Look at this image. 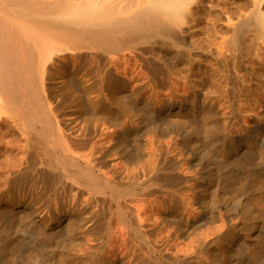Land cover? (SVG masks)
<instances>
[{
    "label": "bare ground",
    "instance_id": "1",
    "mask_svg": "<svg viewBox=\"0 0 264 264\" xmlns=\"http://www.w3.org/2000/svg\"><path fill=\"white\" fill-rule=\"evenodd\" d=\"M213 2L0 0V169L8 174L0 194V264H147L131 259L132 238L146 241L167 226L159 242L170 258L149 246L148 263L185 264L200 245L198 236L178 241L216 223L218 209L223 220L216 228L228 227L223 223L229 225L225 214L232 207L247 214L252 234L230 229L219 235L225 244L218 249L205 242L202 248L218 264L260 257L264 162L257 168L249 162L264 142V119L251 120L244 135L226 141L210 125L215 96L199 101L193 92L212 82L208 65L242 64L249 51L247 30L263 33L264 16L257 6L211 14ZM217 23L227 34L215 55L210 32ZM142 72L155 89H168L162 106L135 83ZM230 76L224 92L233 102ZM176 90L183 96H174ZM59 91L75 104L68 119L52 106ZM134 114L138 127L125 122ZM147 127L152 136L145 140ZM176 142L185 159L177 161L179 171L150 173L147 145L158 156ZM17 175L23 178L15 180ZM184 181L188 199L184 203L175 189L178 204L167 207L161 194L172 182ZM28 185L38 187L39 195ZM204 203L216 207L205 212ZM98 204L109 215L100 228L92 216Z\"/></svg>",
    "mask_w": 264,
    "mask_h": 264
},
{
    "label": "rangeland",
    "instance_id": "2",
    "mask_svg": "<svg viewBox=\"0 0 264 264\" xmlns=\"http://www.w3.org/2000/svg\"><path fill=\"white\" fill-rule=\"evenodd\" d=\"M213 1H214L213 2L214 4L212 3L211 8L209 9V12L211 14L217 13L218 15L221 16L222 14L234 15V14L239 13V12H245L246 13L252 8V6H257L258 9L260 10V12L262 13V15L264 16V0H213ZM216 26H217L216 31L210 32L211 38H212V40H211L212 44H211L210 48H211L212 52L215 53V55H218L220 44L223 42V38H224V36H226L227 33H225L226 30H225L224 26L222 27L221 24L217 23ZM200 36H201V38H203L204 35H200ZM262 37H264V31H263V33H260L257 35L253 28H249L247 30V35H246V44L249 46V49H248L249 51H247L248 53H247V55H245V57L242 61V64L240 66H235L233 61L231 60L233 63L232 64L231 61L229 60L230 63L228 62V64L224 63L221 65H216V64L210 65V66L208 65L209 71H210L211 76H212V82L207 81L208 83H205L206 85L203 87L202 90L199 87L194 89V92H193L195 94L194 96L198 95L196 98H198L199 101H202V99L204 97L206 99L207 96H210L212 98H213V96H215V98H213V100H214L213 101V103H214L213 108H212V111H210V113H211L210 116L212 119L210 121V125L215 127V131H213V133L215 132L214 135H216L219 138L225 139L226 141L237 140V138H239V136L245 134L246 129L248 130V128H250L252 121L256 122L258 120L264 119L262 117V115L260 116L261 100L264 99V38H262ZM159 58H160V56H159ZM160 59H162V58H160ZM204 62L206 63V62H208V60L206 59V60H204ZM214 72H215V74H214ZM228 75H231L235 81L234 92L236 91L235 94H236L237 98H235V100L233 102H231V101L229 102V99L226 98L225 92H224L226 89L225 77H227ZM135 83H138L142 86L143 93L145 94L144 97H146V96L151 97L152 99L155 100V102H156L155 106L156 107L162 106L164 104V100L169 99L168 98V95H169L168 89L167 88H161V89L156 88L155 89L154 86L152 85V82H150V79L148 77H146V74L143 72H142V75H140V78H138L135 81ZM54 91L56 92V89ZM59 92H61V94ZM59 92H57V94H55L56 97L54 95H52V99L54 98L55 102H56V104H54L55 102L53 99L52 104H54V105H52V106H57L56 108L58 110L62 111V113L66 114L65 117H66V119H68L69 114H70L69 112H71L70 106H73L75 104L72 103V101L67 96L66 92H62V91H59ZM65 94H66V97L64 96ZM173 94L176 97H182L184 94V91L183 90H176ZM245 94H249L250 98L246 97ZM95 95L96 94H94L93 96H95ZM139 120H140V117H138V116H136V114H134L130 118H126L125 122L127 121L126 123L129 126L138 127V125H139L138 123H141ZM97 122L95 121L94 123L97 124ZM94 123H92V124H94ZM142 129H143V132H145L144 139L148 140L152 136L150 127L142 128ZM169 136L173 137L172 134ZM167 139H169V138H167ZM262 139L264 141V138H262ZM174 140H177V139H174ZM176 145H177V142L175 143L174 147L172 146L173 150H171L170 152H167V149L163 148L166 151H163V153L158 155V156L155 153V148L147 145V151L145 153L148 154L149 152H152V154H148V156L146 155V160L144 161V163L148 167L150 173L155 174L158 171H164L167 173H169L170 171L172 172L173 170L179 171L180 167L177 165V161L185 160V159L182 157V154L179 153L178 147H176ZM263 149H264V142H263V144H260L257 147L256 152L252 153L251 163L249 162L250 168H254V167L257 168L259 166V163L264 162V157H263L264 156V150ZM255 153H256V155H255ZM4 156H5V154H4ZM4 156L1 155V157H3V159H4ZM1 157H0V166H2V164H5L2 162L3 159ZM249 161H250V159H249ZM180 170L182 172V169H180ZM5 173H7L5 169H0V175L3 174L0 176L1 177L0 180L1 181L3 180V182L0 183V194H2V195L4 194V191L3 192H1V191L6 190V188H7V186L5 185L4 179L5 180L7 179L6 176L8 174L6 175ZM4 175H6V176L4 177ZM22 176L17 175L16 176L17 178L15 177L16 179L15 178L14 179L15 180H17L19 178L21 179V178H23ZM24 178L25 179L27 178L26 180L28 182L31 181L30 173L24 174ZM259 180L261 182V185H264V183H263L264 179L259 177ZM176 185L179 188H177ZM169 186L171 188L169 187V189H167L166 193L161 194V198L164 200L167 207L173 208L178 204L176 196L172 194L175 189L181 190L180 191V199H183L184 203H185V200H187L188 196L190 195L189 191L186 189L187 188L186 186H189L188 182L184 181V182H180V184H179V182L178 183L172 182ZM28 187H29V189L32 188L30 193L37 195V196L39 195L40 189L38 187L37 188H35V186L31 187V185H28ZM27 190H28V188H27ZM247 194L245 191L242 194L241 199H244L247 196ZM180 199H178V200H180ZM205 202L208 203V201H205ZM207 203L206 204L204 203L205 205L204 204L202 205L205 209V212L213 211V208L216 206L213 207L211 204L208 205ZM222 203L223 202L218 203L217 205H222ZM93 210H95V211H93ZM100 210H101V212H100ZM92 212H93L92 216L95 220V223H97V226L99 228H100V225H105L108 223L109 215L107 214V210L101 209L100 204L93 206ZM242 212L244 213V211H242ZM242 212L241 211L237 212L236 207H232V210L225 214V216H227L229 219V222H228L229 225H226L225 222L223 223L224 226H228V227L219 228V230H218V228H216V227L221 226L220 220H223V216L221 215L222 211H220L218 209L217 216L219 217V219L216 223H212V224L206 223L205 226L200 227L199 229L192 231L193 233H192V235H190L189 239H186L184 241H178V242H180V244H184L191 239L197 238V236H198L197 241L201 245V246L200 245L196 246L195 254L191 255L190 257L188 256L187 263H185V264H218L219 260L216 257H214L215 255H213V253H211L207 250H204L202 248V243L204 244V242H205V244H207V245L209 244L211 246L214 245L217 248V247H220L223 244H225L221 240L220 234H223V233L225 234L230 229H231L230 230L231 232L233 231V233L235 232L237 234L241 233L243 229L246 233L250 232L251 230L249 229V226L248 227L246 226L247 223L249 224L250 219L248 217H246L247 214L244 213L245 214L244 215ZM98 213L101 216L98 215ZM102 214H103V216H102ZM248 219H249V221H248ZM6 222H8V220ZM112 225H114V223H112ZM2 226H3V224H0V228H1L0 234L2 231ZM243 227H245V228L247 227L248 229H245ZM170 228H171L170 226L164 227V229L162 231H159V232H161V233H159V235H152L150 237H147L146 241L145 240H139V239L135 240V238H132L133 239V242H132L131 241L132 239H130L131 251H132L131 252L132 253L131 259L135 260L137 262L146 260L145 262H147V264H152V263H148L149 262V256L148 255L150 254V252H152L151 249H149V246L152 247L153 250L156 251L158 256L163 255L165 257H168L171 254V252H168V250H166L164 247H160L159 240H161V237L163 238L165 236V234H167V232ZM211 229L213 230V232ZM6 230H7V228H5V231ZM214 230H216L217 233ZM212 234H215V235H212ZM251 234H252V231H251ZM0 237L2 238V234L0 235ZM219 237H220V241H219ZM200 238H201V240H200ZM201 241H203V242H201ZM209 245H208V247H210ZM146 258H148V259H146ZM168 258H170V256ZM243 258H244V260L242 259L241 264H264V249L260 252V257L253 260V261H247L248 258H245V257H243Z\"/></svg>",
    "mask_w": 264,
    "mask_h": 264
}]
</instances>
